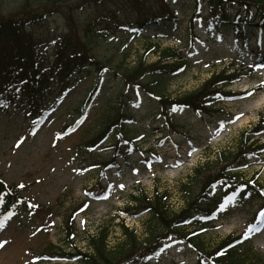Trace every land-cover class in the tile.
I'll use <instances>...</instances> for the list:
<instances>
[{
  "label": "rangeland",
  "instance_id": "obj_1",
  "mask_svg": "<svg viewBox=\"0 0 264 264\" xmlns=\"http://www.w3.org/2000/svg\"><path fill=\"white\" fill-rule=\"evenodd\" d=\"M22 1L0 0V17L24 16ZM161 1L89 2L81 9L73 7L69 23L66 10H59L32 26L27 36L37 46L44 45L42 53L48 63L53 59L54 43L66 27L71 26L76 34L83 35L85 21L110 12L122 22L141 21L161 13ZM193 1L166 0L170 11L179 19L171 36L168 35L174 24L168 21L137 38L133 36L135 31L129 33L132 30L111 32L112 26L106 31L92 29L91 54L106 66L105 72L99 76L96 72H73L72 85L49 98L43 114L37 118L28 115L27 108L19 101L10 104L6 112H0V179L7 185L24 186L19 187L18 196L28 210L20 208L15 218L0 227V243L4 245L0 247V264H78L59 258L73 247L87 252L89 237L99 231L107 232V246L117 252L124 240L123 227L134 232L137 242L142 241L155 224L148 213L126 212L130 197L143 194L150 198L153 190H157L166 198L168 215L178 213L185 208L190 195L197 192L196 167L212 162L220 152L234 151L241 132L253 127L264 114V87L261 91L250 90L264 82V68L258 67L264 63L261 59L264 58V31L258 28L260 20L254 18L264 14V4L252 10V18L243 26L245 33L242 34L240 26L235 30L224 26L218 29V38L207 34L204 28L206 16H203L209 4L204 3L202 11H195ZM78 2L67 5L79 6ZM36 4L30 0L26 8L29 15L38 9ZM230 11L233 14L229 10L225 15L232 20ZM240 11V16H245L247 11ZM220 13L217 11V18ZM193 17L196 18L190 29ZM212 19L214 16L209 17ZM164 49L180 52L190 64L183 73L166 79L165 96L176 98L193 92L212 73L233 63L238 70L247 71L246 77L227 88L236 98L216 103L211 111L204 110L201 115L187 109L171 112L172 124L164 121L163 113L159 114L156 103L147 94L127 93L120 82L121 75L141 59L145 66L150 65ZM93 86L99 88L95 98L83 105ZM246 90L252 95L247 96ZM122 115L125 116L120 123L121 130L114 129L105 144L86 149L85 143L108 125L107 122ZM238 115L240 119L236 120ZM118 131L123 135L120 139ZM132 142L138 145L135 152L131 149ZM115 151L118 157L130 154L119 158L116 168L104 171L97 168L96 164L110 160ZM259 160L260 164L238 172V176L264 188V153ZM216 168L213 164L207 170ZM227 198L218 193L207 197L204 204L220 205ZM245 199L232 198L226 211L218 212L206 231L193 233L191 246L176 239L167 244L162 242L149 248L150 251L132 264H197L195 248L208 253L227 237L244 234L252 226L254 213L259 215L261 209L255 201L247 203ZM83 203L87 208L81 207ZM33 204L36 207H30ZM78 209L81 212L74 217L73 235L68 237L66 223H70L72 213ZM259 229L249 233V245L264 261V226ZM186 231L192 233L193 229ZM127 261L121 264H129Z\"/></svg>",
  "mask_w": 264,
  "mask_h": 264
},
{
  "label": "trees",
  "instance_id": "obj_2",
  "mask_svg": "<svg viewBox=\"0 0 264 264\" xmlns=\"http://www.w3.org/2000/svg\"><path fill=\"white\" fill-rule=\"evenodd\" d=\"M102 0H79V6L67 5L76 3L77 0H35L38 6L37 10L32 13L26 12L30 0L22 1V15L19 18L0 17V111L5 112L10 103L18 100L20 104L27 107L29 115L34 116L40 113L46 104V101L53 96L54 90L62 92L71 86L73 80L71 76L73 72L88 74L96 72L101 75L106 66L96 61L91 54L90 44L93 42L91 30L101 28L106 31L110 26L113 28L111 32H119L126 29V26L139 28L144 30L146 26L158 23V19H148L138 21L137 23L122 22V19L116 17L115 14H102L96 19L85 21L83 35L76 34L75 28L66 27L64 33L54 43V55L52 61L45 63L42 48L43 44L37 46L36 43L29 39L27 32L37 24L42 23L46 18L54 13L66 10L68 23L73 7L81 9L83 5L90 3H100ZM211 8L210 14L216 15L215 8H224L225 6H244L252 7L262 3V0H205ZM164 12L163 9L161 10ZM67 23V25H68ZM72 23V22H71ZM209 27V25H208ZM106 29V30H105ZM82 36V37H81ZM38 44V43H37ZM159 61L152 65H144L143 61L129 71L121 75V82L124 87L130 90L134 87L141 88L157 99L160 108L165 112L167 107L186 106L193 111L199 113V110H208L212 108L210 102L215 101L217 96L221 95L225 100L223 88L229 86L235 79L241 75L227 73L224 69L213 74L197 91L183 95L173 100L165 97V81L181 72L182 68L187 66L186 61H173L180 54L174 53L169 49L159 52ZM86 67L87 69L83 70ZM184 68V69H185ZM19 89V91H18ZM96 92V88H92L88 94V98L83 103L91 100ZM122 118H120L121 121ZM118 121V120H117ZM114 121L105 126L98 139L93 138L87 144L93 145L95 142L101 141L106 136V132L112 126L117 124ZM264 120L261 119L252 129L245 130L240 134L236 149L233 152H222L212 161L198 166L195 169L197 192L190 195L186 200V206L180 212L169 216L166 208V198L162 194H153L152 199L142 202L141 197L132 198L135 210L147 212L155 227L153 231L147 232V237L142 243L136 241L133 233L124 230L125 239L119 246L117 252L112 251L107 246L108 234L106 231H99L95 236L88 240L89 253L76 252V256L82 264H120L122 261L130 259L134 255L139 256L141 252H145L148 248L156 246L161 239L168 236L176 238H186L188 242H192L188 238L186 229L200 228L207 225L206 217L214 213L208 204H204L207 197L212 194H224L238 191L239 197L251 198L257 200L264 205L263 196L259 195L260 187L240 179L238 171L249 167L252 160L262 154L264 145L258 144L255 140L259 136L260 130L264 129ZM116 156L112 163L116 161ZM111 163V164H112ZM217 165L214 171H208L209 165ZM208 171V172H207ZM186 186H183L185 189ZM19 187L17 185H5L0 179V217L12 216L19 209L20 201L18 197ZM144 198V196H143ZM206 207H203V206ZM203 218V219H202ZM3 222V221H2ZM71 228L68 226V231ZM158 229H160L159 232ZM205 229V228H203ZM233 242V238H227L220 242L214 249L208 253H200L199 260L205 259L210 264H262V260L258 261L257 256L250 253L247 243L244 242L233 248L226 249ZM147 248V249H148ZM142 250L140 253L137 251ZM222 252V255H217Z\"/></svg>",
  "mask_w": 264,
  "mask_h": 264
},
{
  "label": "snow or ice",
  "instance_id": "obj_3",
  "mask_svg": "<svg viewBox=\"0 0 264 264\" xmlns=\"http://www.w3.org/2000/svg\"><path fill=\"white\" fill-rule=\"evenodd\" d=\"M258 67H262L264 68V64H261L259 65ZM261 86L264 87V82L261 83ZM19 91V89H18ZM247 96H251L252 95V92H248L246 93ZM175 110V109H173ZM240 115H243V113H241ZM240 115L236 116L235 119L236 120H239L240 119ZM230 123L234 122V121H229ZM221 127H223V125H221ZM19 146V145H17ZM189 155H191V153H189ZM19 187L23 188L24 186L23 185H19ZM121 188L123 187V185L120 186ZM262 195H264V193H262ZM106 198V197H105ZM232 197H229L227 198V200L224 202V203H221L219 205V207L217 208V211L218 212H224L226 211L227 207H228V203L231 201ZM30 207H36V205H30ZM85 208H87V205L84 206ZM258 219L261 223H264V211H261L259 213V216H258ZM81 223L83 224V221H81ZM2 223H0V227H2ZM253 231H256V232H259L260 229L259 227L257 226H249L248 229H246V231L244 232V238L245 239H249V233L253 232ZM4 245L2 243H0V247H3ZM161 251H163V249H161ZM217 255H222V252H217Z\"/></svg>",
  "mask_w": 264,
  "mask_h": 264
},
{
  "label": "bare ground",
  "instance_id": "obj_4",
  "mask_svg": "<svg viewBox=\"0 0 264 264\" xmlns=\"http://www.w3.org/2000/svg\"><path fill=\"white\" fill-rule=\"evenodd\" d=\"M262 86L261 83L256 84L254 87H252V91H261Z\"/></svg>",
  "mask_w": 264,
  "mask_h": 264
}]
</instances>
